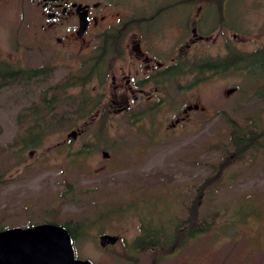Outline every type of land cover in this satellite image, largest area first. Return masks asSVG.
Instances as JSON below:
<instances>
[{
	"label": "rangeland",
	"instance_id": "obj_1",
	"mask_svg": "<svg viewBox=\"0 0 264 264\" xmlns=\"http://www.w3.org/2000/svg\"><path fill=\"white\" fill-rule=\"evenodd\" d=\"M120 3L121 15L110 23L134 17L129 26L136 25L110 46L105 81L93 77L68 89L46 119L41 143L23 148L30 106L89 67L100 41L62 47L48 41L42 17L27 3L20 11L15 0H0V65L48 68L0 89V229L70 221L76 257L93 264H264V66L208 71L198 82L197 74L177 75L164 82L166 90L141 94L134 82L144 65L132 48L138 41L155 60H183L186 72L202 59L253 52L264 46V0ZM84 91L89 107L81 110ZM193 104L198 109L184 116ZM232 125L257 135L260 147L240 159L226 154ZM196 198L199 219L211 223L206 232L173 251L133 248L141 225L170 235ZM103 234L116 242L101 246Z\"/></svg>",
	"mask_w": 264,
	"mask_h": 264
},
{
	"label": "trees",
	"instance_id": "obj_2",
	"mask_svg": "<svg viewBox=\"0 0 264 264\" xmlns=\"http://www.w3.org/2000/svg\"><path fill=\"white\" fill-rule=\"evenodd\" d=\"M131 21L128 20L124 22L126 27L122 29L123 31L120 35L117 32L119 29H117V31L110 32L103 38L102 43L99 44L100 52L92 57L89 67H85L86 69L83 67L78 72L67 75L54 86L44 90L38 102L30 106L26 117L28 116V119L31 120V122L33 121V124L27 127L24 132L21 131L20 133L22 134L20 140L23 148H33L41 143V139L45 134L43 129L47 126L46 119L49 117V114L53 112V109H55V104L60 101L62 97L67 98L68 89L72 87L84 88L93 77H95L100 84L105 81L107 72L104 68L108 66L110 62V56H108L110 46L115 43L116 40H120V37L127 31L125 30L127 27L129 29L131 28V26H129ZM249 62L250 65L260 64V66H264V46L247 54L233 53V51H230L224 58L202 59L200 62L194 63L189 67L186 73L197 74L199 77H196L195 81L198 82L206 78V73L208 71L217 72L220 71V69H225L237 64L241 68L248 67L249 70H251L250 65H248ZM185 67H187V65L183 60H176L162 72L171 73L173 75L172 77H174L177 73L179 74V72L183 71ZM47 73L48 68L44 65L37 68H17L4 63L0 65V89L6 85L20 83L22 80L28 81ZM201 74L203 75L202 77L200 76ZM80 96L81 101L79 107H81V110H84L85 107H89V98L85 91L82 92ZM262 96L264 97V93ZM86 113H90V111L84 112V114ZM42 122L43 125L41 124ZM231 128L229 138L232 152L228 149L229 147H225L224 150L226 154L233 156L235 159H240L243 158L248 150H257L260 147L258 143L259 138H257V135L253 132L242 131L239 127L234 125H232ZM211 181L210 178H207L205 182L197 188V192H202V190L204 192ZM198 206V198H196V200L187 206L185 218L176 223L170 235H168L165 230L163 231L160 226L150 228L141 225L139 230L140 233L132 241L133 248L140 251L158 248L173 251L177 243L184 242L197 234L206 232L210 228L211 223L207 218L202 220L199 219L198 213L196 212V207ZM62 225L67 227L72 239H74L76 237L75 224L67 221Z\"/></svg>",
	"mask_w": 264,
	"mask_h": 264
},
{
	"label": "flooded vegetation",
	"instance_id": "obj_3",
	"mask_svg": "<svg viewBox=\"0 0 264 264\" xmlns=\"http://www.w3.org/2000/svg\"><path fill=\"white\" fill-rule=\"evenodd\" d=\"M15 1L18 10L24 11L25 4L27 3L30 8L39 13L43 19L40 23L41 31L46 34L48 41L54 40L56 44L61 45L62 47H70L76 45L77 42H89L91 44H96L98 41H100V43H102L103 38L107 34L119 29L117 32L120 35V33L123 31L122 29L126 27L123 23L126 19L120 21L118 25H112L110 23L111 18L119 19L121 15V0ZM132 18V20H135L134 17ZM135 25H132L130 29L127 27L125 30L132 31L133 26ZM126 32H124L123 35H125ZM96 46L98 48L99 44ZM132 48L134 50L135 56L137 57L139 65H144L142 66V76L134 82V86L136 87L134 89L137 91V93L143 94L146 90H149L150 92H155L156 90L161 91V88L166 90L167 84L164 82L168 81V78L172 77L173 75L171 73H164L162 71H164L167 66L174 63V61L165 64L164 62L155 60V58L151 57V55L140 46L138 41L133 44ZM120 53L121 51L119 54ZM94 56L95 55L92 57ZM92 57L90 58L92 59ZM185 74L187 73L185 68H183V71L179 72V74L177 73L176 76L179 75L182 77ZM126 81L129 83L130 78H127ZM148 97L150 98V95H148ZM195 105L197 104L186 105V107H194ZM197 107L199 106L197 105ZM188 111L184 112L183 109L184 116L187 115ZM183 118L184 117L177 118L173 123V126L179 123ZM106 245L107 244L104 246Z\"/></svg>",
	"mask_w": 264,
	"mask_h": 264
},
{
	"label": "water",
	"instance_id": "obj_4",
	"mask_svg": "<svg viewBox=\"0 0 264 264\" xmlns=\"http://www.w3.org/2000/svg\"><path fill=\"white\" fill-rule=\"evenodd\" d=\"M228 89L226 93H231ZM198 109L188 106L184 112ZM107 158L109 153L102 152ZM114 235L103 234L99 244H113ZM0 264H93L89 258H77L73 239L66 226L43 222L27 227L13 226L0 230Z\"/></svg>",
	"mask_w": 264,
	"mask_h": 264
}]
</instances>
